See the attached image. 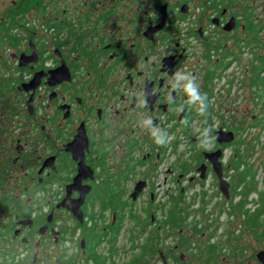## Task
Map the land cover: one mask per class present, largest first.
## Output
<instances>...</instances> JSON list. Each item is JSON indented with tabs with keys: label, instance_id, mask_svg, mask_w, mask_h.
<instances>
[{
	"label": "flooded vegetation",
	"instance_id": "flooded-vegetation-1",
	"mask_svg": "<svg viewBox=\"0 0 264 264\" xmlns=\"http://www.w3.org/2000/svg\"><path fill=\"white\" fill-rule=\"evenodd\" d=\"M263 31L264 0H0V264H119L130 220L126 264L148 239L173 263L177 211L194 219L178 264L241 263L197 214L234 209L241 131L223 120L233 91L261 84L255 69L240 84L232 72L264 47ZM176 70L197 78L206 116L176 111L186 100L176 92L169 104ZM144 117L167 132L164 146ZM219 131L234 140L220 143Z\"/></svg>",
	"mask_w": 264,
	"mask_h": 264
},
{
	"label": "rangeland",
	"instance_id": "rangeland-1",
	"mask_svg": "<svg viewBox=\"0 0 264 264\" xmlns=\"http://www.w3.org/2000/svg\"><path fill=\"white\" fill-rule=\"evenodd\" d=\"M262 35H264V31ZM261 56H264V47L258 46L255 55H243L241 63L233 69L232 74L234 77L232 78H235V80L233 79L235 83L240 84L241 81H247L248 77L252 78V69H255L257 80L261 84L252 88L246 83L240 85V91L238 89L235 92L233 91L232 98L237 96L236 101L230 106L229 115H225V119L223 120L226 127L239 128L241 131L238 139V144H240L239 154L241 155V161H239L242 162L241 166H244H240L241 168L237 172L239 180L241 179V175L244 174V170L249 174L252 169V174H247L245 183L238 186V195L235 198V206L232 211L224 212L220 211L219 208L214 209V207H210L208 209L209 211L205 212L203 216L197 214L203 226L205 224L216 225L217 229L223 230L221 235L217 233V240L215 242L220 241L221 246L226 250H231L230 247L234 245L236 246L235 248L239 249L241 257L238 260L241 262L239 264H249L247 263L249 261L247 259L248 257H255L257 253L264 251V237H261L264 232V224L256 227L252 223V220L256 216L259 217L260 223H264V68L261 69L262 61L260 62L259 60ZM226 83H228V78L226 79ZM213 123L217 124L216 121H213ZM238 206L248 210V213H243L244 215L242 214L240 217V213L237 211ZM232 212L235 213L232 214ZM193 220L187 218V226L193 224ZM132 226L133 223L131 220L127 221L124 231L119 238V252L116 258L119 264H126L132 258V254L129 251L131 244L128 242ZM187 226L184 230L185 234L189 235L190 238V234L192 235L191 226L189 227L190 231ZM248 227H252L253 229ZM237 229L240 230L239 238L234 241L233 234ZM244 230H247V232ZM173 237L171 240L169 239V244L172 246L179 239L175 234H173ZM226 237L228 238L225 241ZM146 238L147 232L141 236L139 244L145 242ZM196 244V247H199V243L197 242ZM190 245L191 243H189ZM200 248L203 249V247ZM186 250H179L176 253L178 254L177 259L173 263L168 260L169 264H178L180 262L178 260L180 254ZM232 252L233 248L230 253ZM221 256L218 259L221 260ZM207 258L208 255H202L198 261L192 260L191 262L188 260L189 262L187 264H209L206 261ZM245 258L246 260H244ZM146 261L147 264H163L158 261L156 256L151 259H146ZM256 264H260L258 260H256Z\"/></svg>",
	"mask_w": 264,
	"mask_h": 264
},
{
	"label": "clouds",
	"instance_id": "clouds-1",
	"mask_svg": "<svg viewBox=\"0 0 264 264\" xmlns=\"http://www.w3.org/2000/svg\"><path fill=\"white\" fill-rule=\"evenodd\" d=\"M170 89L171 91L169 92L168 97L170 105H176L177 103L176 97H173L171 92H176L181 98L186 97V100H184L183 103L177 105L175 108L176 111H184L186 104L190 108H195L199 115H207L210 103L208 96L200 91V85L197 82V78L192 73L176 70L170 81ZM139 103L141 105L147 104V97L143 95V91L139 97ZM138 124L142 128L150 130V134L157 145L164 146L168 142L167 132L159 126L154 125L152 118L144 117L138 121ZM210 133V128L203 129L202 138L199 143L201 148L208 149L210 147Z\"/></svg>",
	"mask_w": 264,
	"mask_h": 264
},
{
	"label": "trees",
	"instance_id": "trees-1",
	"mask_svg": "<svg viewBox=\"0 0 264 264\" xmlns=\"http://www.w3.org/2000/svg\"><path fill=\"white\" fill-rule=\"evenodd\" d=\"M261 68H264V60L261 63ZM241 164H242V162L239 163L238 169L240 168ZM247 174H248V172H245L244 174L241 175V179L238 182V186L241 185L242 183H245L246 177L248 175L252 174V169H251V172H249L248 175ZM247 195H249V194H247ZM180 201L181 200L178 199L177 203H180ZM237 211L240 213V215H239L240 217L243 213L244 214L248 213V210H245L244 208H240L239 206H238ZM234 213L235 212H232V214H234ZM180 215H181L180 211H177L176 216L171 217V221H172L171 224H173V225H171L173 228V233L170 232V234H175L176 236L179 237V239L177 241V243L179 244L178 245L179 250H185L189 246L188 245V238L186 237L185 230H184L185 227L187 226V219L182 218V216H180ZM132 218L136 219L135 216H133ZM252 223L256 227L264 224V223H260L258 216H256V218L252 220ZM165 225H167V222L165 223ZM187 228H188V226H187ZM195 230L197 231V229H195ZM166 232H168V231H166ZM196 234H197V232H196ZM259 236H261V235H259ZM261 237H264V232L262 233ZM158 248H160V247H158L157 245H154L153 240L148 239V242L146 243V245L143 248H141V250H140V259L137 260L138 258L136 257L133 260H131L130 264H147L146 259H148L149 257L156 256ZM160 249L163 250V248H160Z\"/></svg>",
	"mask_w": 264,
	"mask_h": 264
},
{
	"label": "water",
	"instance_id": "water-1",
	"mask_svg": "<svg viewBox=\"0 0 264 264\" xmlns=\"http://www.w3.org/2000/svg\"><path fill=\"white\" fill-rule=\"evenodd\" d=\"M218 140L220 143H230L232 140H234V136L232 133H225L224 131H219L217 133ZM219 174V170H218ZM222 183V190L227 194V185L224 183V181H221ZM142 188V186H141ZM138 191V190H137ZM77 215V214H76ZM79 216V215H77ZM256 258L260 264H264V251L259 252L256 255Z\"/></svg>",
	"mask_w": 264,
	"mask_h": 264
}]
</instances>
